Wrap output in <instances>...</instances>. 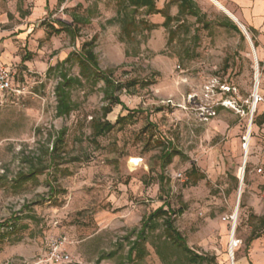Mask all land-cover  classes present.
<instances>
[{"label":"rangeland","instance_id":"rangeland-1","mask_svg":"<svg viewBox=\"0 0 264 264\" xmlns=\"http://www.w3.org/2000/svg\"><path fill=\"white\" fill-rule=\"evenodd\" d=\"M196 1L200 19L182 17L165 29L141 11L134 37L122 39L123 0H65L34 23L31 46L18 41L22 61L12 69L25 92L0 107V264H38L47 238L63 233L77 241L74 264H128L143 218L161 207L190 251L206 258L203 264L232 263V227L224 219L239 207L233 263L264 264V227L250 218H264L257 64L227 17L210 1ZM33 5L18 0L20 18ZM58 22L69 32L56 33ZM88 44L101 72L124 87L115 96L125 109L113 105L106 121L115 129L103 136L94 135L92 124L104 120L106 87L97 76L83 77L78 59ZM255 51L264 99V62ZM60 72L81 81L71 89L75 110L64 118L56 114ZM168 149L179 155L162 169ZM139 157L143 167L129 168ZM253 232L261 236L252 240ZM145 246L147 255L133 264H190L162 228Z\"/></svg>","mask_w":264,"mask_h":264},{"label":"trees","instance_id":"trees-1","mask_svg":"<svg viewBox=\"0 0 264 264\" xmlns=\"http://www.w3.org/2000/svg\"><path fill=\"white\" fill-rule=\"evenodd\" d=\"M64 2L65 0H59L60 4ZM156 2L157 0H123L122 9L119 10L118 13V19L123 25L122 39L124 37L130 39L134 37L135 33L138 31L142 23L137 18V14L141 11H143L145 16L148 17L161 15L165 19L162 25V27L165 29H169L170 26L175 22H180V19L182 17H194L196 19L201 18V11L193 0H179V13L174 17L169 13H166V10H158L156 7ZM58 23L62 28L56 30V33L69 32L66 28L67 25L61 22ZM226 26L240 33L243 39L245 38L237 25H235L229 18H227ZM248 32L252 34V41L255 48H258V43L256 41L254 32L252 30H248ZM169 36L170 39H173L175 37L174 32H170ZM78 59L83 77L87 78L92 75L97 76V78H100V80L105 84V99L109 101V104L103 110L104 120L94 121L92 124V131L95 136H103L105 134H109L115 129V125L106 121V118L112 112L114 104L121 105L125 109V106L122 104L120 99L115 96V92L121 91L122 89H124V87L119 83L114 84L112 79L108 77L107 73L101 72L92 44H88L83 47L82 53L79 55ZM69 62L70 57L64 62L63 65ZM59 68H61V65H57L56 67L51 68L49 71H58ZM59 79L60 81L58 82L55 89L57 102L56 114L58 118H64L69 117L75 110L73 101L71 99V89L75 85L81 84V81L78 78L70 77L67 73L64 72H60ZM254 124L258 125L260 123L258 122V120H255ZM52 149L53 151H57V147L55 145H53ZM178 155L179 153L175 150L168 149L167 151H165L160 157V160L162 162V169H165L167 166L171 165L173 158ZM245 172H248V167H246ZM193 173H195L194 169L192 170V174ZM22 177L24 179L26 178V176ZM250 218L252 219V221H257L260 227H264L263 217L260 218L257 216H251ZM161 220L163 221L162 223ZM141 223L142 226L137 233L136 239L130 242L129 245V251L126 256L128 264H133L136 261H142L145 258V256L147 255L145 245L147 243L148 236L160 230L161 228L163 229V235L165 236L166 242L171 243L185 255H188L190 264H203L206 261L205 257L194 254L190 251L185 239L174 226V221L172 220V214L170 213V210H165L164 207H161L149 216L144 217ZM2 227L4 226L0 225V228ZM254 232L251 236L252 240H255L261 236V234H256ZM152 246L157 250L158 255L163 259V252L160 250V248L156 244H152Z\"/></svg>","mask_w":264,"mask_h":264},{"label":"crops","instance_id":"crops-1","mask_svg":"<svg viewBox=\"0 0 264 264\" xmlns=\"http://www.w3.org/2000/svg\"><path fill=\"white\" fill-rule=\"evenodd\" d=\"M178 1L179 0H157L156 7L160 11L166 10V13H169L174 17L179 13ZM193 1L197 4L196 0ZM208 1H210L221 13L229 18L228 14L223 12V10H220L214 4L215 2H219V4L223 8H225L224 10H228L229 12H227L229 14H232L239 20H237L238 23L241 22L240 24L242 26H246L248 27V30H252L254 32L256 41L258 43L261 62H264V0ZM28 2L31 5H33L32 3H34V5L32 6L33 8L30 9V12L28 14L24 13V19H22L20 18V12L18 10V0H0V63L11 68L14 65L18 66V62L21 63L22 61L18 59V41H20V43H23L25 47L27 45L31 46L34 38V23L40 17L46 15L49 11L48 8L51 9L54 5L59 3V0H36V2L35 0H28ZM18 17L23 21L20 25H18ZM150 21H152L153 23H158L159 25H163L165 19L161 15H158L150 17ZM262 123H264V120L262 121ZM243 175L244 174L242 171V177ZM238 264L248 263L246 260L240 259L238 261Z\"/></svg>","mask_w":264,"mask_h":264},{"label":"built area","instance_id":"built-area-1","mask_svg":"<svg viewBox=\"0 0 264 264\" xmlns=\"http://www.w3.org/2000/svg\"><path fill=\"white\" fill-rule=\"evenodd\" d=\"M16 73L11 67L0 63V107L5 105V99L8 96L22 95L25 88L18 85L15 81ZM258 79H256V86L253 94V105L263 103L264 99L258 93ZM253 115V111H252ZM251 115V116H252ZM246 141V138H245ZM144 165L143 158H132L128 162L129 168L136 170L142 168ZM179 177H182L181 175ZM224 221L230 224L233 222V216L227 217ZM236 227L235 221L233 227ZM232 240L235 248L239 247L240 241L235 240L232 228ZM77 244L74 236L68 233H63L47 238L46 250L40 258L38 264H74L72 250Z\"/></svg>","mask_w":264,"mask_h":264},{"label":"bare ground","instance_id":"bare-ground-1","mask_svg":"<svg viewBox=\"0 0 264 264\" xmlns=\"http://www.w3.org/2000/svg\"><path fill=\"white\" fill-rule=\"evenodd\" d=\"M220 10H223V12H225L226 14H228L231 18H234L235 20H238L235 16H233L232 14H229L228 10H224L225 8H223L219 2H215L214 3ZM228 11V12H227ZM239 21V20H238ZM241 23V22H240ZM257 56V55H256ZM256 78L258 79L257 82H259V75H256ZM256 108V104L254 105V109ZM246 141L248 144H246V148H247V153H248V145L250 144V141H251V130L247 133V136H246ZM246 155V153H245ZM247 157V155H246ZM246 157H245V162H246ZM234 221H235V225L237 223V215H236V212L233 216V222L231 223V227L233 228V225H234ZM230 242H231V246H230V250H229V258H230V261L234 258V250H235V246H234V241L232 240V231H231V235H230Z\"/></svg>","mask_w":264,"mask_h":264},{"label":"water","instance_id":"water-1","mask_svg":"<svg viewBox=\"0 0 264 264\" xmlns=\"http://www.w3.org/2000/svg\"><path fill=\"white\" fill-rule=\"evenodd\" d=\"M236 25L237 27L240 29V31L242 32V34L244 35V37L247 39V41L249 42L250 44V47L252 49V52H253V55H254V58H255V61H256V64H257V75H258V63H257V56H256V51H255V46H254V43L252 41V38L250 37L248 31L245 29L244 26H242L240 23H238L237 20H235L234 18H231L230 16H228ZM246 157V156H245ZM245 167H246V163H245V158H244V163H243V174H244V170H245ZM241 184H242V181H241ZM238 209L239 207L236 208V215L238 214ZM235 231V226L233 227V232ZM231 264H234L233 263V259H232V263Z\"/></svg>","mask_w":264,"mask_h":264}]
</instances>
